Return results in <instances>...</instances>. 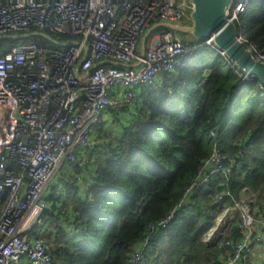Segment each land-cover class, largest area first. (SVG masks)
Listing matches in <instances>:
<instances>
[{
    "label": "built area",
    "instance_id": "1",
    "mask_svg": "<svg viewBox=\"0 0 264 264\" xmlns=\"http://www.w3.org/2000/svg\"><path fill=\"white\" fill-rule=\"evenodd\" d=\"M249 2L235 0L232 22ZM189 6L190 0H0V37L35 28L71 39L64 48L19 43L0 55V264H52L50 243L30 236L48 208V194L58 179L67 182L64 168L85 172L94 163L89 153L103 115L115 111V125L129 120L137 89L156 85L197 54L198 46L165 28L147 36L140 51L148 29L178 24ZM202 44L213 47L211 40ZM228 174L215 147L181 203L213 175ZM227 199L232 206L223 207L204 244L225 248L222 264H252L254 249L264 248V209L251 194L217 197L224 205ZM170 219L151 230L166 229ZM233 226L240 235L236 244L225 237ZM148 246V239L135 245L127 264H140Z\"/></svg>",
    "mask_w": 264,
    "mask_h": 264
},
{
    "label": "trees",
    "instance_id": "2",
    "mask_svg": "<svg viewBox=\"0 0 264 264\" xmlns=\"http://www.w3.org/2000/svg\"><path fill=\"white\" fill-rule=\"evenodd\" d=\"M237 22H245L240 34L246 45L264 55V0H250ZM49 35L63 44L71 41ZM19 43L51 45L38 37L5 40L0 55ZM202 43L174 74L139 90L131 118L111 139L84 196L69 189L68 200L48 197L41 224L52 264H127L145 239L149 246L140 264H222L225 248L203 242L223 207L232 206L230 199L224 205L217 197L251 194L264 209L262 88L241 79L236 67ZM215 147L227 178L213 175L181 203ZM169 216L166 229L151 230ZM225 237L240 241L235 226Z\"/></svg>",
    "mask_w": 264,
    "mask_h": 264
},
{
    "label": "water",
    "instance_id": "3",
    "mask_svg": "<svg viewBox=\"0 0 264 264\" xmlns=\"http://www.w3.org/2000/svg\"><path fill=\"white\" fill-rule=\"evenodd\" d=\"M235 0H190V21L189 26L180 24L163 23L154 26L142 42V49L146 44V38L154 30L170 29L177 35H190L194 40L204 42L212 41L214 50L227 59L231 67L257 81L260 87L264 88V61L252 52L249 46L239 38L241 29L239 22H232L230 10ZM31 37H38L51 45L64 48L71 43H60L51 35L45 32L34 31L27 34L3 35L0 42L5 40L22 41ZM87 47L84 48L83 58L87 55ZM82 61V60H81ZM79 66L81 65V62ZM78 66V68H79Z\"/></svg>",
    "mask_w": 264,
    "mask_h": 264
},
{
    "label": "crops",
    "instance_id": "4",
    "mask_svg": "<svg viewBox=\"0 0 264 264\" xmlns=\"http://www.w3.org/2000/svg\"><path fill=\"white\" fill-rule=\"evenodd\" d=\"M120 123L121 128L112 126L110 125L111 122L109 115H103L99 126L94 130L93 134V143L95 145V150L89 153L95 158L94 163H91L89 168H87L88 170L85 172H80V169L77 166H69L64 168V178L67 180V182H56L54 184L53 190L49 194V197L53 195L54 199L56 200L57 198H60V196H63L61 197V200H68L69 198L68 196L66 197V194L68 192L67 190L69 189L71 190V192H76L81 197L84 196L86 190L88 189V187H85V185H90L93 183V179L98 167V162L103 160L111 139L119 135L120 130L122 129V127H124V125L128 123V120L123 117L120 120ZM84 154H87V152H84ZM219 260L221 259L219 258ZM262 263H264V248L257 247L253 252L252 264ZM241 264L249 263L244 262Z\"/></svg>",
    "mask_w": 264,
    "mask_h": 264
},
{
    "label": "rangeland",
    "instance_id": "5",
    "mask_svg": "<svg viewBox=\"0 0 264 264\" xmlns=\"http://www.w3.org/2000/svg\"><path fill=\"white\" fill-rule=\"evenodd\" d=\"M190 9L188 8L186 11H185V15L183 16V18L178 22V24L180 25H184V26H189L191 24V21H190ZM239 25H240V29H242L245 25V22H239ZM150 30L148 29V32ZM156 31V30H155ZM147 32V34H148ZM175 33V32H174ZM49 34V33H48ZM146 34V35H147ZM53 35V34H52ZM145 35V36H146ZM145 36L143 37V39L145 38ZM179 36L181 37V39L186 42L187 44H189L190 46H196L197 44L201 43L200 41H197V40H194L190 35H181L179 34ZM143 39H142V42H143ZM1 44L2 42H0V52L3 50V48L1 47ZM48 47H55V46H51L49 45ZM142 43H141V46H140V51H142ZM2 54V53H1ZM217 58V57H216ZM139 93V90L137 89L135 91V94H138ZM116 112L115 111H112L111 112V115H110V119L114 120L113 118H116L117 115L115 114ZM111 122V121H110ZM112 126H115V127H119L121 126L120 122L118 125H115L114 122H111ZM65 182L64 180H61V179H58L56 182ZM55 182V183H56ZM54 188V187H53ZM53 190V189H52ZM51 190V191H52ZM50 194V193H49ZM222 215V213L217 217V218H220ZM230 217V214L227 215V218ZM42 221V220H41ZM41 221H39V223L34 227V229L32 230V232L30 233V236L31 237H34V238H43L45 239V234H44V226L41 224ZM209 232V231H208ZM208 234V233H207ZM207 236V235H206ZM205 236V238H206ZM204 242V240H203ZM211 245V244H210ZM19 264H26L25 262H22L20 261Z\"/></svg>",
    "mask_w": 264,
    "mask_h": 264
},
{
    "label": "bare ground",
    "instance_id": "6",
    "mask_svg": "<svg viewBox=\"0 0 264 264\" xmlns=\"http://www.w3.org/2000/svg\"><path fill=\"white\" fill-rule=\"evenodd\" d=\"M261 88H262V87H261ZM48 197H49V194H48ZM48 197H47V198H48Z\"/></svg>",
    "mask_w": 264,
    "mask_h": 264
}]
</instances>
